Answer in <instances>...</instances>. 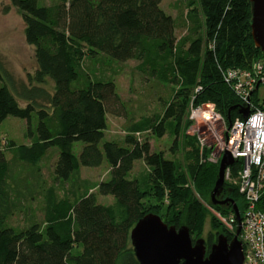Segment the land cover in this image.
Wrapping results in <instances>:
<instances>
[{
	"label": "trees",
	"instance_id": "16d2710c",
	"mask_svg": "<svg viewBox=\"0 0 264 264\" xmlns=\"http://www.w3.org/2000/svg\"><path fill=\"white\" fill-rule=\"evenodd\" d=\"M8 1L24 22L37 69L28 85L17 82L0 60V128L8 117L29 125L36 117L38 125L30 145L6 142L10 161L0 139V264H139L130 234L152 213L169 226L187 227L193 241L202 238L209 212L195 192L208 199L219 164L199 162L196 136H187L191 163L184 169L136 136L150 132L162 138L170 126L174 152L181 132L193 125L188 118L193 98L195 106L213 104L226 120L229 112L232 122L242 117L223 72L264 61L252 38L250 1L189 0V30L181 38L177 19L161 8L163 0H58L44 6L39 0ZM105 58L136 61L142 77L172 89L162 113L133 123L121 142L105 140L108 115L123 117L125 107L115 79L101 78L96 68L85 66ZM77 142L84 144L79 156ZM51 148H58L59 157L53 185L45 188L38 164ZM210 151H203L205 159ZM138 160L149 169L144 182L130 177ZM104 161L110 167L108 180L80 179L83 167L97 168ZM14 162L35 167L32 177L43 199V221L24 229L8 223L23 196L12 181ZM240 164L232 167L235 173ZM66 185L72 187L70 194L61 197L58 191ZM99 195L114 202L100 204ZM221 197L232 199L242 216L246 204L237 188L226 183ZM214 208L233 213L232 205ZM210 223L207 255L218 236L229 241L234 236L216 218Z\"/></svg>",
	"mask_w": 264,
	"mask_h": 264
},
{
	"label": "rangeland",
	"instance_id": "374dc122",
	"mask_svg": "<svg viewBox=\"0 0 264 264\" xmlns=\"http://www.w3.org/2000/svg\"><path fill=\"white\" fill-rule=\"evenodd\" d=\"M57 1L58 0H39V4L44 6ZM188 3L189 0H163L161 3V8L168 15L177 19V38H181L188 34ZM0 60L4 68L14 76L17 82L30 84L29 79L34 76L37 69L35 49L33 46L26 43L24 22L20 13L8 0H0ZM137 64L136 61L120 63L107 58L100 60V62L86 61L85 63V66L88 68H96V73H98L101 78H114L117 92L125 103V107L120 111L123 117H115L111 114L108 115V125L105 132L106 141L121 142L127 135L128 128L133 123H136L145 116L151 117L161 114L164 106L163 103L171 99V86L160 84L154 79H145L136 71ZM2 85L3 83L0 81V87H2ZM258 95L260 101L264 100V84L260 86ZM21 103L24 104L22 101ZM37 125L38 120L36 117L31 122V125H29L27 121L15 117H8L3 122L0 128V139L2 149L5 150L9 161L12 160V155L8 150L6 142L13 141L16 145H30L33 136L36 134ZM228 129L227 120L225 126H219L216 129H209L205 125L193 123L187 131L181 132L179 135L178 144L174 152H171V148L173 147L175 136L171 132L170 126H167V133L162 138L155 137L150 132L137 135L136 137L140 142L148 140L154 152H163L167 160H175L184 169L188 168L191 163V161L186 158V154L191 150L190 145H188L187 136H196L198 139L197 144L199 146L200 163L206 160L212 164H219L222 156L226 153L222 151L221 146H224L228 140L226 134ZM30 132H33V135H31ZM83 147L84 144L82 142H77L75 144L74 151L77 156H79ZM205 149L211 150L206 159L203 153ZM58 157V148H51L38 164L43 186L45 188H49L53 185L54 165ZM148 170L145 162L143 160H138L134 164V169L130 177L144 182ZM239 170L240 168L235 173L232 169V181L229 183L227 181L225 182L229 184L230 187L238 188ZM35 171V167L25 163L14 162L12 164L11 177L13 178L12 181H14L13 184H15V188L23 195L19 198L20 208L8 221L10 226L17 229H24L34 221H43V199L40 197V194L36 193L40 191V186L35 183L32 177ZM109 175L110 167L107 162L104 161L103 164L97 168L83 167L80 179L82 181L87 180L91 183H99L108 180ZM71 189L72 187L70 185H66L64 189H59L58 194L61 197L65 194H70ZM195 193L209 212V219L202 236L204 239L211 229L210 220L212 217L216 218V220L221 223L218 216L223 219L229 217L230 214L224 215L214 208L216 205L212 204L211 194L207 199L203 198L199 193ZM217 199L223 200L221 196ZM98 202L100 204L109 205L114 202V199L111 196L99 195ZM222 226L224 227V225Z\"/></svg>",
	"mask_w": 264,
	"mask_h": 264
},
{
	"label": "built area",
	"instance_id": "2783aa9c",
	"mask_svg": "<svg viewBox=\"0 0 264 264\" xmlns=\"http://www.w3.org/2000/svg\"><path fill=\"white\" fill-rule=\"evenodd\" d=\"M223 78L241 107L249 106L250 109L247 120L241 117L232 122L226 133L228 140L221 146L235 163L241 162L237 189L246 204L241 216L243 264H264V207H261L264 196V100L260 101L258 95L264 84V61L255 62L250 69H228L223 72ZM201 90L198 87L196 92ZM193 102L194 98L189 108L190 121L209 129L225 126V118L213 104L195 106ZM232 167L225 172V182L232 181ZM218 217L227 232L234 235L237 229L234 213L223 219Z\"/></svg>",
	"mask_w": 264,
	"mask_h": 264
},
{
	"label": "water",
	"instance_id": "95a60500",
	"mask_svg": "<svg viewBox=\"0 0 264 264\" xmlns=\"http://www.w3.org/2000/svg\"><path fill=\"white\" fill-rule=\"evenodd\" d=\"M251 3V30L255 47L264 55V0H249ZM240 115L247 120L249 106L241 107ZM229 128L232 125L230 112L227 117ZM235 160L226 152L220 162L214 188L211 193L213 205H232L236 217L237 230L231 241L220 235L207 255L205 239L195 241L187 227L176 228L167 225L157 214L141 218L130 234L131 245L139 264H243L241 214L232 199L218 200L225 188V172Z\"/></svg>",
	"mask_w": 264,
	"mask_h": 264
},
{
	"label": "flooded vegetation",
	"instance_id": "af4514ba",
	"mask_svg": "<svg viewBox=\"0 0 264 264\" xmlns=\"http://www.w3.org/2000/svg\"><path fill=\"white\" fill-rule=\"evenodd\" d=\"M225 199H229V198H223V200H225Z\"/></svg>",
	"mask_w": 264,
	"mask_h": 264
}]
</instances>
